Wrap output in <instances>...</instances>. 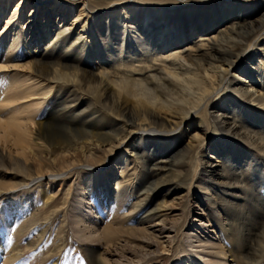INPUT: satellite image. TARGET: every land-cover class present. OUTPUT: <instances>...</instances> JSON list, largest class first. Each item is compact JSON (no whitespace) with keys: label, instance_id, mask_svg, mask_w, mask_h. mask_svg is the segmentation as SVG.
<instances>
[{"label":"bare ground","instance_id":"obj_1","mask_svg":"<svg viewBox=\"0 0 264 264\" xmlns=\"http://www.w3.org/2000/svg\"><path fill=\"white\" fill-rule=\"evenodd\" d=\"M11 1L0 0V199L10 200L0 210V264H18L21 239L36 251L62 210L51 209L58 193L51 186L74 170L84 172L73 218L90 263L103 264L88 242L117 245L122 235L148 253L169 251L170 234L183 226L184 195L168 197L195 152L207 180L184 233V264L262 261L264 0L181 10L115 0L117 11L103 21L86 9L100 0L31 2L28 15L29 0H14L9 11ZM8 176L17 180H2ZM31 182L42 187L37 208L31 195L14 199ZM104 211L113 223L99 228Z\"/></svg>","mask_w":264,"mask_h":264},{"label":"rangeland","instance_id":"obj_2","mask_svg":"<svg viewBox=\"0 0 264 264\" xmlns=\"http://www.w3.org/2000/svg\"><path fill=\"white\" fill-rule=\"evenodd\" d=\"M13 1L14 0L10 2L11 8L9 9V11H11L13 8L12 7L14 5ZM114 1L115 0H111V1L110 0H100V1L88 2V4L86 5V9L88 11V14L90 15L101 14L99 15L98 20L103 21L105 18V15L108 13L109 10L117 11L116 8H113L114 5H110V3ZM120 1H127V0H120ZM128 1L130 3L135 2L139 6L140 5H145L148 7L156 6L160 8H163L162 6H164V8H175V10L180 8L181 10L184 8L183 6L188 5V4L197 3L195 5H200V3H211V2H216L219 0H128ZM31 2H35L36 6H43L44 4H46V0H29L28 4L30 6L28 5L24 10L26 15L29 14L30 9H31L30 7H32V5L30 4ZM47 2H53V1L49 0ZM195 5H190L187 8L191 6H195ZM200 8L201 7H198L197 9H200ZM181 13H184V12H181ZM200 13H203V12H200ZM185 14L186 13H184L185 18L184 16L182 18L183 20L186 21L187 17ZM178 16L179 15H175L173 18H177ZM39 17H42V15L40 14ZM68 19L69 17L67 18V21H66L67 23H69ZM226 23H227V20L226 21L223 20L219 23V25L223 26V25H226ZM2 25H3V22L2 20H0V28ZM251 39H253V37ZM192 42L196 43L197 37L192 38ZM133 64L136 65L135 62L132 63V65ZM43 109H44V105L40 106V109L38 110L35 116L36 117L35 121H37V119L38 120L41 119ZM201 110L203 111H200V114L198 115L200 116V118L206 121L207 116L205 115L204 107H202ZM206 132L208 133V135L204 137V140L205 139L208 140L209 138H211V133H210L209 128L206 129ZM204 154H206V156L209 155L210 149L206 148L204 151ZM201 159H203V156L201 158V155L197 152L193 153L191 156L187 158L186 167L184 171L182 172V178H181L182 184H180V189L174 191L168 197V198H173V196L176 193H178L179 195H184V198L181 204H179V205H182L181 207L179 206L182 211V214H181L182 218L179 224L181 225L183 224V226L179 228L178 233L172 232L170 234V235H174L175 238H174V242L171 243L170 245L169 251L160 250L159 248L160 246H158L157 252L148 253L144 250L145 245L141 244V242L135 239H127L125 235L118 237L121 240H124V241L119 242L120 245L110 244L115 240H113L112 242L101 241L100 243H98L97 241H90L88 242L87 247H90V246L94 247L95 249H97L98 251L102 253L101 258H102L103 264H184L185 252L183 250L190 249V247L184 246L185 244H187L184 239V233L187 231H190L191 229V226L189 224H190V220L194 217L192 212L197 211L194 207V205L196 204L195 201L198 200L199 195L204 194L202 190L197 189V187L200 185V180L201 181L207 180L206 174L203 175V173H201V161H202ZM110 164H106L104 166L103 170L106 172V174L107 172L111 170ZM128 170L130 169L127 168L126 171ZM119 171L120 169L119 170L117 169L116 172H114V177L113 175L110 177L111 184H115V181H116L115 179L117 178V175L119 176L121 174ZM83 173H79L77 170H74L70 174H68L63 181L62 180L59 181V179H55L51 188L54 192H58V193L54 197V204L51 209H53V207L55 206L56 207L55 209H60V207H62V210L60 209L57 212L58 215H56V217L52 221H50V223H46V225L48 226L46 229V233L44 237L41 239L40 241L41 244L36 249V251L34 252H31L28 250L26 251L25 239L20 240L22 249L24 248L25 252L21 260L18 262V264H33V263L35 264H92L90 263V260L88 259V256L85 251L86 245L82 244L83 241L78 239L76 235V228L74 225L75 222L73 218L74 214L76 213V210L78 209V204H79L78 202L79 200H81L80 195L76 191L83 190V186L81 185L82 181L80 180V177H79ZM126 176L127 175L120 177V180H126L125 179ZM2 180L15 182L17 178H14L13 176H8L7 179L3 178ZM46 181L47 180H44V182L42 183V187H45ZM209 184H211L210 181H209ZM98 185H101L100 181L98 182ZM69 186L71 187L72 191H68ZM114 186L115 185H113V187ZM42 187L41 186L39 187L38 183L36 182H31L28 186L21 187L20 189L17 188L16 195L15 196L13 195L14 199H19L22 196L31 195L33 197V200L31 201L32 206H35L37 208L38 204L41 205ZM80 187H82V189ZM83 192H86V191L84 190ZM163 193H164V190L160 191L157 194L158 199L161 196H163ZM8 198L9 196H6V198L0 199V210L1 211H3L5 209V206H7V204L9 203L10 200ZM66 198H67V203L65 204L66 205L65 206L63 205V200H65ZM202 199L205 200L207 203V206L210 207L207 201V197L203 195ZM86 200H88V197H87V194H84V201ZM111 223L113 222H112V217H109V212H105V211L103 213L100 212L98 221H96V226L98 225V227L101 228ZM1 228H3L2 225H0V230ZM13 231H14V228H11L8 233L10 238H12ZM91 244H98V245L92 246ZM149 249L150 251H152L153 249H155V246L154 247L150 246ZM40 258H45V261H40L39 263L38 261ZM237 264H255V263H251L248 260L243 259L242 261H239ZM256 264H264V258L262 261L256 262Z\"/></svg>","mask_w":264,"mask_h":264}]
</instances>
